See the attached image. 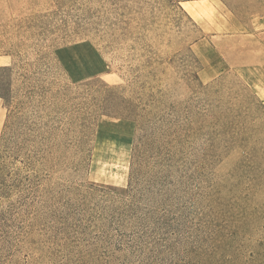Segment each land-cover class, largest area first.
Returning <instances> with one entry per match:
<instances>
[{
	"label": "rangeland",
	"instance_id": "rangeland-1",
	"mask_svg": "<svg viewBox=\"0 0 264 264\" xmlns=\"http://www.w3.org/2000/svg\"><path fill=\"white\" fill-rule=\"evenodd\" d=\"M0 66V264H256L264 0H0Z\"/></svg>",
	"mask_w": 264,
	"mask_h": 264
},
{
	"label": "trees",
	"instance_id": "trees-1",
	"mask_svg": "<svg viewBox=\"0 0 264 264\" xmlns=\"http://www.w3.org/2000/svg\"><path fill=\"white\" fill-rule=\"evenodd\" d=\"M64 51H65L64 48L59 49L58 50L59 53H57L58 55L56 56V59L58 58V60L60 59V61H65L66 56L64 55ZM0 69L11 71L13 68L9 66H0ZM141 88L143 89V87ZM121 91L122 93H124L125 88L122 87ZM134 93H139V92L134 91ZM141 94L146 95L144 92H142ZM29 95L30 93H28V97L27 95L26 97L30 98ZM0 96L5 100L6 105L10 109V117L14 118L15 120L14 123H16L17 119H19L18 113H20V111H22L23 109V106H21L23 104L19 102H15L11 94L8 95L0 91ZM154 103H156L155 99L150 98L146 102H144V98L139 97V96L131 97V99H128V100L126 99L122 100L121 102L118 103V106L122 108L123 110H125V112H128V114L123 115V113H121L120 115H118V118L134 121L137 124H140V122H151L149 118L150 112H148L147 109ZM6 127H9V123L8 125L6 124ZM133 179L134 177L132 174V182H133ZM245 220H247V218ZM253 260L256 262V264H264V241L262 240L259 241L258 250Z\"/></svg>",
	"mask_w": 264,
	"mask_h": 264
},
{
	"label": "bare ground",
	"instance_id": "bare-ground-1",
	"mask_svg": "<svg viewBox=\"0 0 264 264\" xmlns=\"http://www.w3.org/2000/svg\"><path fill=\"white\" fill-rule=\"evenodd\" d=\"M195 5V4H194ZM185 6L188 8V9H191L190 5L188 4H185ZM186 9V8H185Z\"/></svg>",
	"mask_w": 264,
	"mask_h": 264
}]
</instances>
